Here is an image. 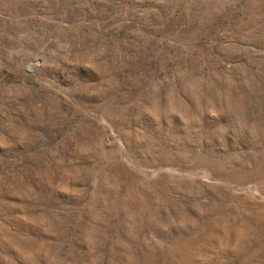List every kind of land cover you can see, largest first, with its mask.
<instances>
[{
    "label": "rangeland",
    "instance_id": "obj_1",
    "mask_svg": "<svg viewBox=\"0 0 264 264\" xmlns=\"http://www.w3.org/2000/svg\"><path fill=\"white\" fill-rule=\"evenodd\" d=\"M0 264H264V0H0Z\"/></svg>",
    "mask_w": 264,
    "mask_h": 264
}]
</instances>
